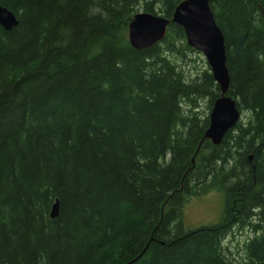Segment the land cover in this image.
Instances as JSON below:
<instances>
[{"label": "trees", "instance_id": "16d2710c", "mask_svg": "<svg viewBox=\"0 0 264 264\" xmlns=\"http://www.w3.org/2000/svg\"><path fill=\"white\" fill-rule=\"evenodd\" d=\"M180 1L0 0L19 19L0 26V264H125L147 246L133 264H235L226 236L264 228V0H210L249 113L218 146L196 110L220 96L210 68L190 79L171 58L194 51L184 29L129 41L139 6L172 19ZM215 189L223 220L185 229L188 198ZM245 251L264 264V233Z\"/></svg>", "mask_w": 264, "mask_h": 264}, {"label": "water", "instance_id": "95a60500", "mask_svg": "<svg viewBox=\"0 0 264 264\" xmlns=\"http://www.w3.org/2000/svg\"><path fill=\"white\" fill-rule=\"evenodd\" d=\"M173 22L184 29L187 44L200 51L206 58L212 76L220 88V96L214 103L209 116V125L204 138L213 145H220L228 131L241 120L237 100L229 94L230 74L227 67L225 36L218 26L210 0H182L172 19L162 14L140 11L129 24V41L133 48L145 50L161 42L169 24ZM19 25L17 15L0 4V26L11 30ZM59 215V201L53 205L51 218ZM148 246L137 257L125 264H133L146 252Z\"/></svg>", "mask_w": 264, "mask_h": 264}, {"label": "rangeland", "instance_id": "374dc122", "mask_svg": "<svg viewBox=\"0 0 264 264\" xmlns=\"http://www.w3.org/2000/svg\"><path fill=\"white\" fill-rule=\"evenodd\" d=\"M140 11H144L142 5L137 8V12ZM156 13L160 14L158 10ZM171 58L178 64L186 77L190 79L195 78L203 70L210 68L205 56L200 51H185V55L182 53L171 54ZM209 100V96L199 99L200 105L196 109L198 110L199 118L204 119L206 116H210ZM248 116L249 113L247 111H242L241 121L246 123ZM250 158L252 157L250 156ZM226 204V193L223 190H209L206 193L189 197L183 208L185 229L194 230L219 223L225 216ZM262 233H264V228L258 232H255L251 226L234 228L224 240L228 257L235 264H246L245 246L255 236H259Z\"/></svg>", "mask_w": 264, "mask_h": 264}, {"label": "bare ground", "instance_id": "6f19581e", "mask_svg": "<svg viewBox=\"0 0 264 264\" xmlns=\"http://www.w3.org/2000/svg\"><path fill=\"white\" fill-rule=\"evenodd\" d=\"M128 37H129V35H128ZM212 110V109H211Z\"/></svg>", "mask_w": 264, "mask_h": 264}]
</instances>
